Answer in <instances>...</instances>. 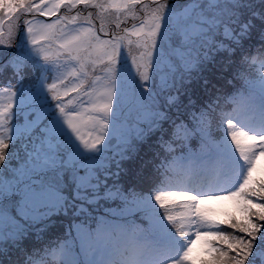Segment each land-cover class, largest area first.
<instances>
[{
    "label": "snow or ice",
    "instance_id": "snow-or-ice-1",
    "mask_svg": "<svg viewBox=\"0 0 264 264\" xmlns=\"http://www.w3.org/2000/svg\"><path fill=\"white\" fill-rule=\"evenodd\" d=\"M260 158L264 0H0V264H264Z\"/></svg>",
    "mask_w": 264,
    "mask_h": 264
},
{
    "label": "rangeland",
    "instance_id": "rangeland-1",
    "mask_svg": "<svg viewBox=\"0 0 264 264\" xmlns=\"http://www.w3.org/2000/svg\"><path fill=\"white\" fill-rule=\"evenodd\" d=\"M257 171L256 173L258 172H261L263 169H264V158H260L258 161H257ZM255 173V174H256ZM209 208L213 209V210H220V211H230L233 208V205L230 201H211L208 203L207 205ZM204 243L203 241H198L197 244L195 245V251L199 254L201 253L203 247H204Z\"/></svg>",
    "mask_w": 264,
    "mask_h": 264
},
{
    "label": "trees",
    "instance_id": "trees-1",
    "mask_svg": "<svg viewBox=\"0 0 264 264\" xmlns=\"http://www.w3.org/2000/svg\"><path fill=\"white\" fill-rule=\"evenodd\" d=\"M255 175L257 177H260V176L264 175V171L262 173H256ZM233 211H234V209H232L230 211H220V210H216V213L220 216V218H223L224 213H226V212H233Z\"/></svg>",
    "mask_w": 264,
    "mask_h": 264
}]
</instances>
